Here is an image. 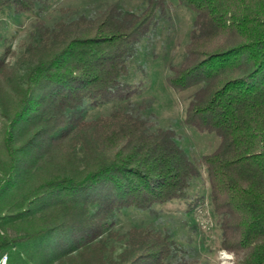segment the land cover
I'll return each instance as SVG.
<instances>
[{
	"label": "trees",
	"instance_id": "1",
	"mask_svg": "<svg viewBox=\"0 0 264 264\" xmlns=\"http://www.w3.org/2000/svg\"><path fill=\"white\" fill-rule=\"evenodd\" d=\"M45 1L0 0V11L37 13ZM177 3L194 19L165 82L192 89L182 121L218 138L199 156L139 98L147 82L141 41L170 1L131 8L115 0L89 14L66 7V17L38 22L37 39L17 56L0 50L6 264H190L167 230L147 227L139 245L148 254L137 255L135 227L114 225L127 208L177 199L192 210L205 201L193 186L203 174L232 264H264V0Z\"/></svg>",
	"mask_w": 264,
	"mask_h": 264
},
{
	"label": "rangeland",
	"instance_id": "2",
	"mask_svg": "<svg viewBox=\"0 0 264 264\" xmlns=\"http://www.w3.org/2000/svg\"><path fill=\"white\" fill-rule=\"evenodd\" d=\"M112 1L115 0H46L37 13L0 11V50L9 46L12 52L9 56H17L28 41L37 39L38 22L52 24L66 17L68 11L63 10L66 7L89 14L98 12ZM147 1L122 0L131 8L144 6ZM168 1L172 4L168 15L159 17L150 35L141 41L143 54L139 60L147 69V82L139 98H149L160 124L174 127L181 133L182 145L191 155L199 156L211 151L218 138L214 133L199 131L182 121L192 89L177 91L165 82L169 63L179 62L183 57L194 11L179 5L177 0ZM105 109L94 108L92 112L99 113ZM193 186L205 194V201L192 210L188 209L187 202L177 199L144 210L127 208L118 214L114 228L120 232H126L133 226L136 228L132 229L136 232L133 237L137 255L148 254L147 249L139 244L141 241L146 244V230L150 227L167 230L180 239L188 250L185 260L190 264H232L234 254L221 247L219 224L207 196L209 184L206 175L197 179ZM107 241L111 243L113 238L107 237ZM121 245L117 243L119 248ZM144 262L141 261V264Z\"/></svg>",
	"mask_w": 264,
	"mask_h": 264
},
{
	"label": "built area",
	"instance_id": "3",
	"mask_svg": "<svg viewBox=\"0 0 264 264\" xmlns=\"http://www.w3.org/2000/svg\"><path fill=\"white\" fill-rule=\"evenodd\" d=\"M8 260V253L0 250V264H6Z\"/></svg>",
	"mask_w": 264,
	"mask_h": 264
}]
</instances>
